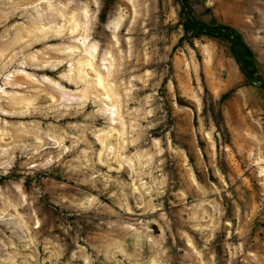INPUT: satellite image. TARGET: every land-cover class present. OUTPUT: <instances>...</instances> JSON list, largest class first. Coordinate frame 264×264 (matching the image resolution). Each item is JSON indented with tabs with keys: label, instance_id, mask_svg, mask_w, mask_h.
Segmentation results:
<instances>
[{
	"label": "rangeland",
	"instance_id": "374dc122",
	"mask_svg": "<svg viewBox=\"0 0 264 264\" xmlns=\"http://www.w3.org/2000/svg\"><path fill=\"white\" fill-rule=\"evenodd\" d=\"M264 0H0V264H264Z\"/></svg>",
	"mask_w": 264,
	"mask_h": 264
},
{
	"label": "trees",
	"instance_id": "16d2710c",
	"mask_svg": "<svg viewBox=\"0 0 264 264\" xmlns=\"http://www.w3.org/2000/svg\"><path fill=\"white\" fill-rule=\"evenodd\" d=\"M200 24L208 34L218 35L223 39L229 41L236 49H238L237 63L240 71L245 77L253 83L259 82L260 88L264 91V80L256 71V68L250 63L253 62V52L245 43L237 30L225 25L208 26L205 23L197 22Z\"/></svg>",
	"mask_w": 264,
	"mask_h": 264
}]
</instances>
